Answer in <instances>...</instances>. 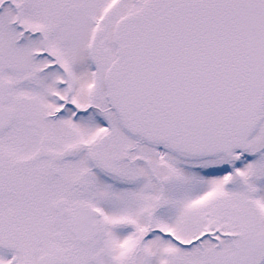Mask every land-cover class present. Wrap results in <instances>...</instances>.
Listing matches in <instances>:
<instances>
[{"label":"snow or ice","instance_id":"obj_1","mask_svg":"<svg viewBox=\"0 0 264 264\" xmlns=\"http://www.w3.org/2000/svg\"><path fill=\"white\" fill-rule=\"evenodd\" d=\"M0 264H264V0H0Z\"/></svg>","mask_w":264,"mask_h":264}]
</instances>
